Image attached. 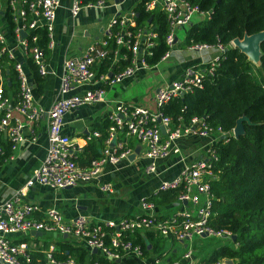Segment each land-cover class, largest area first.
<instances>
[{
  "label": "built area",
  "instance_id": "2783aa9c",
  "mask_svg": "<svg viewBox=\"0 0 264 264\" xmlns=\"http://www.w3.org/2000/svg\"><path fill=\"white\" fill-rule=\"evenodd\" d=\"M61 0H0V60L4 52L9 60L14 62V69L19 80V101L12 106L9 96L3 95L0 85V110L4 114L0 120V128L4 129L11 142V150L26 138L23 134V123L19 117L12 115L15 109L27 120H34L42 114L47 116V148L39 166L26 180L25 184L14 192L12 197L0 203V262L3 264H75L74 258H56L55 245L45 248V260H35L32 250L25 241L14 242L10 235L17 232L37 230L53 232L55 234L78 237L87 249L96 248L110 259H120L123 255L141 258L143 250L140 243L131 237L136 231L154 230L157 233L170 237L179 242H187L181 259L185 264H196L193 260V251L190 240L197 236H216L232 240V233L227 229H216L210 223L214 194L211 190L209 178L213 174L210 168L212 161L218 157L214 143L219 138H225L227 132L220 128L209 126L203 117L194 115L187 123H173L169 115L163 114L161 106L183 93L202 85L204 73L213 74L219 63V56L224 50L220 43L195 42L187 45L190 50L200 51L215 48L217 55L202 65L187 64L180 75L164 85H160L155 92L156 108L119 101L108 117L112 120L105 147L100 156L92 158L87 166L81 167L77 163L78 152L82 145L73 142L71 137L63 132V116L66 112L85 104L105 100V87L92 86L83 92L74 89L83 83L99 80L109 84L116 83L122 78L133 75L143 67H149L146 60L152 54L151 47L155 35L152 25L144 28L132 29L135 24L132 10L128 14H118L107 24L105 35L99 43L90 44L82 55L67 56L62 62V74L58 94L47 108L39 105L35 99L33 86L29 82L24 64L16 57L15 49L24 55H31L41 74L47 72L45 51L37 43L36 28L46 31L48 47L53 43V27L56 10ZM117 0H72L70 13L74 17L83 7L103 8L107 3ZM159 5L168 20L166 43L168 49L161 55L160 60L168 58L178 37L176 30L188 26L195 14L207 15L200 12L196 5L188 0H146V10ZM9 8L15 23L12 33L9 31L4 11ZM25 32V35L23 33ZM11 41V43H10ZM130 55L129 63L116 69L114 62L121 55L124 59ZM114 56V61L101 70L107 58ZM120 66V64H119ZM1 71V68H0ZM1 78V75H0ZM264 88V82L262 83ZM163 127V131L161 129ZM196 135L208 138L204 151L196 158L185 161L177 175L171 179H162L158 191L179 188L176 201L185 203L188 207L180 210L174 216H160L157 204L151 199H141L140 212L124 215L118 219L93 220L89 215L79 214L69 220L56 207H48L43 211V217L36 219L32 213L39 211L37 204L22 201L21 195L26 187L38 183L52 188H63L77 185L82 181H89L99 176L103 166L107 163L116 164L125 159L131 152L128 138L134 137L144 147V154L149 162L144 167V173L152 175L157 171L159 160L179 154L182 158L180 140L187 135ZM232 136L233 128L230 132ZM91 135H98L94 130ZM35 137H32L34 140ZM226 140V139H225ZM4 149L0 146V163L10 157L4 156ZM112 191L109 184L101 187ZM233 241V240H232ZM236 246L238 243L233 241ZM225 259L219 258L208 264H228ZM161 264L160 258L154 260ZM93 264H99L94 262ZM168 264H181L171 262Z\"/></svg>",
  "mask_w": 264,
  "mask_h": 264
},
{
  "label": "trees",
  "instance_id": "16d2710c",
  "mask_svg": "<svg viewBox=\"0 0 264 264\" xmlns=\"http://www.w3.org/2000/svg\"><path fill=\"white\" fill-rule=\"evenodd\" d=\"M188 1L196 5L200 12H207V15L191 21L181 45L187 46L195 42L220 43L224 50L213 74L202 75L200 87L196 86L171 99L161 106V110L175 124L187 123L192 116L197 115L203 117L214 129L220 128L227 132L225 138H219L214 143L218 157L210 167L214 174L209 178L214 198L213 214L209 221L216 229L229 230L235 235L232 240L238 243L235 246L232 240L226 239L227 242L213 249L200 264H208L223 257L233 259L234 264H264V40L260 44L261 56L258 63L248 60L232 44L236 37L242 38L245 34L264 29V0ZM144 2L142 0L135 6V24L131 28L135 30L152 25L154 44L151 47L152 54L146 57L148 65L152 66L159 62L161 55L168 49V20L165 12L160 9L146 10ZM4 14L7 27L12 33L15 23L10 9H5ZM34 32L38 35L37 43L44 49L45 55H48L46 31L36 28L32 33ZM118 58L120 66L116 69L128 64L130 55L127 54L126 59L121 55ZM107 59L105 67L114 61V56L110 55ZM26 63L37 89L41 90L44 78L31 55H27ZM0 68L3 95L9 96L10 103L14 106L20 98L19 80L14 62L9 60L6 52L1 56ZM3 114L4 111L0 110V120ZM242 115H247L250 123L244 122V133L234 137L230 132L237 118ZM112 123L108 115H105L94 124L92 131L97 130L98 135L88 138L82 153L77 157L83 165L100 156ZM129 141L128 146L133 145ZM0 146L4 149V156L11 153V142L1 128ZM179 192V188L158 191L147 199L166 205L176 201ZM131 237L140 243L143 256H150L151 264H154L156 258L163 256L169 239L152 230L136 231ZM57 247L58 251L54 252L56 258L71 256L75 264H120L101 252L89 251L82 245H72L65 240L59 241ZM126 264L142 262L129 256Z\"/></svg>",
  "mask_w": 264,
  "mask_h": 264
},
{
  "label": "crops",
  "instance_id": "0c3cea01",
  "mask_svg": "<svg viewBox=\"0 0 264 264\" xmlns=\"http://www.w3.org/2000/svg\"><path fill=\"white\" fill-rule=\"evenodd\" d=\"M140 1L142 0H117L115 3L108 2L103 8L83 7L79 14L73 17L70 13L72 0H61L54 20L53 43L48 48L49 54L45 55L47 72L42 74L44 80L41 90L37 89L32 72L26 63L27 56L15 49L16 57L24 64L25 72L33 86L34 96L39 105L47 108L57 96L63 59L67 56L82 55L90 44L99 43L105 35L108 22L118 14H128L132 10L135 12L134 8ZM154 9H159L158 4L152 10ZM0 11L2 10L0 9ZM201 15L204 16V14ZM183 39L177 37L168 58L159 60L158 63L147 68L141 67L135 74L126 76L116 83L109 84L106 81L96 80L78 85L74 91L83 92L95 85L105 87V100L85 104L66 112L63 116V132L71 137L73 142L82 145L84 148L88 138L96 137V135L91 136L94 124L101 121L105 115H109L114 110L117 102L142 105L150 110L156 108L154 95L160 85L176 79L187 64H195L202 68L203 64L217 55V49L215 48L200 51L190 50L187 46L181 45ZM114 64L116 67L119 66L117 61ZM160 64L163 66H159ZM5 66L6 64L3 67ZM159 68L162 73L160 79L162 82L156 87L152 95L146 96L145 99H139L137 95L129 93L136 83L146 79L147 71ZM102 69L106 70L105 65ZM5 73L7 74L8 71ZM152 103H154V107H152ZM110 106L111 108H109ZM12 115L21 119L23 134L26 139L11 150L10 157L0 163V203L12 197L14 192L25 184L26 180L41 163L47 148V116L45 113L34 120H27L15 109L12 110ZM32 137H35V139L32 140ZM129 140L133 143V145L129 144L131 148L129 154L134 151L137 145H140L139 152L133 158H128V154L125 159L116 164H105L96 178L63 188H52L38 183L26 187L25 192L21 195L22 201L39 206V211L32 213V217L41 219L43 211L48 207L58 208L67 220L79 214H86L93 220L103 221L140 212L139 203L141 199L154 194L162 179H171L177 175L184 162L199 156L208 143V138H201L192 134L183 137L180 140L183 160L180 159L179 154H171L158 161L156 173L147 175L144 173V167L149 162V158L144 154L143 145L134 137H129L128 142H130ZM95 142L97 141L95 140ZM83 148L78 152V155L82 153ZM77 163L81 167L88 165V163L83 165L78 160ZM105 184H109L112 191L103 190L101 187ZM186 207L188 205L185 203L174 201L166 205L157 204V212L160 216L170 217ZM10 238L14 242H27L32 250L33 258L35 255L34 259L40 261L45 260L43 250L48 245L54 244L55 252H57L58 242L62 240L72 245H82L87 249L80 238L65 237L53 232H41L40 234L30 231L17 232L10 235ZM167 238L171 242H167V249L160 258L161 264L175 263L178 260L181 264H185L181 256L187 242H180L183 247L180 254L178 247L172 244V241L176 240L170 237ZM89 251H93V249ZM192 251L193 260L196 264H200L207 257L194 253L193 247ZM129 256L123 255L120 259H117L119 260L117 262L126 264V258ZM130 257L140 259L142 264H151L150 256ZM0 264L3 263L0 262Z\"/></svg>",
  "mask_w": 264,
  "mask_h": 264
},
{
  "label": "rangeland",
  "instance_id": "374dc122",
  "mask_svg": "<svg viewBox=\"0 0 264 264\" xmlns=\"http://www.w3.org/2000/svg\"><path fill=\"white\" fill-rule=\"evenodd\" d=\"M201 17H203V15L195 14L193 16L192 20L200 19ZM186 28H187V26H183V27L178 28L176 30L179 38H181V39L184 38ZM159 66H163V65L160 64ZM161 74L162 73L160 71V68L147 71L146 72V79L136 83L132 87V89H130L129 93L137 95L139 97V99H142V98L145 99L146 96L149 97V95L150 94L152 95L153 92H155L156 87L162 82L160 80ZM152 107H154V103H152ZM109 108H111V106ZM154 109H151V110H154ZM159 185H160V183L158 184V187H159ZM168 241H169V243L171 242L169 239H167V242ZM225 242H227L226 239L221 238V237H216V236H197V235H194L192 237V239L190 240V244L194 249V253L201 254L204 256H208L216 246H218L219 244L225 243ZM172 244H174L175 246L178 247V251L181 254L182 250H183L181 243L178 241H172Z\"/></svg>",
  "mask_w": 264,
  "mask_h": 264
},
{
  "label": "water",
  "instance_id": "95a60500",
  "mask_svg": "<svg viewBox=\"0 0 264 264\" xmlns=\"http://www.w3.org/2000/svg\"><path fill=\"white\" fill-rule=\"evenodd\" d=\"M25 35V32L23 33ZM264 40V29L254 32L252 34H245L242 38L236 37L232 40L233 46H236L242 53H244L248 60L252 61L253 63H258L261 56L260 51V44ZM244 122L250 123V119L247 115H242L237 118L235 126L233 127V134L234 137H238L239 135L244 133ZM162 131L164 130L161 127ZM140 145H137L134 151L128 155V158H133L136 153L139 152ZM30 232H36L40 234V231L37 230H30ZM63 236H67L63 234ZM235 239V235L232 236ZM93 251H97L96 248H93ZM116 261H119L116 259ZM225 261L228 264H234L233 259L227 258Z\"/></svg>",
  "mask_w": 264,
  "mask_h": 264
}]
</instances>
